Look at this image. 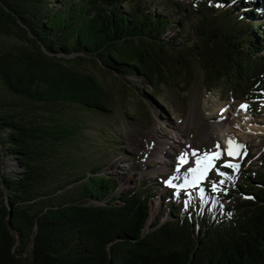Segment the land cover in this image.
Listing matches in <instances>:
<instances>
[{"label": "trees", "instance_id": "16d2710c", "mask_svg": "<svg viewBox=\"0 0 264 264\" xmlns=\"http://www.w3.org/2000/svg\"><path fill=\"white\" fill-rule=\"evenodd\" d=\"M194 62L210 88L264 99V0H0V264H264V164L221 162L198 200L79 169L66 110L110 112L85 65L147 81L154 103Z\"/></svg>", "mask_w": 264, "mask_h": 264}, {"label": "rangeland", "instance_id": "374dc122", "mask_svg": "<svg viewBox=\"0 0 264 264\" xmlns=\"http://www.w3.org/2000/svg\"><path fill=\"white\" fill-rule=\"evenodd\" d=\"M194 20L191 18L188 23L187 32L193 27ZM178 32L171 29L168 35L179 39L181 35ZM179 41V45L187 43L186 40ZM192 65L190 72L186 71L171 85H160V100L156 99L154 103L142 95V90L149 87L147 81L142 84L140 78H118L98 66L85 65V69L95 73L107 92L110 112L101 116L72 108L66 110V116L75 117L81 124L80 135L73 144V151L80 162L79 169L90 171L92 165L103 166L100 174L105 173L117 181L115 194L140 183L150 188L160 180L166 188L157 187L155 190L161 195L172 188L166 185L168 179L179 176V179L173 180L179 185L186 177L190 183L180 190L188 191L198 200L197 189L209 182L212 172L221 162H238L247 156L245 168L262 167L264 131H257L264 130V99L260 95L234 97L225 83L210 88L204 81L203 68L196 62ZM242 103L249 105L247 111L240 109ZM143 104L146 106L143 107ZM226 119L233 125L241 126L242 132H245L244 136L238 132L231 134V139L245 146L238 149L240 155L228 156L227 144H223L213 132L214 125ZM253 125L258 128H247ZM217 144L220 149L216 148ZM193 150H196L197 156H192ZM206 151H219L220 158H213L215 166L204 179L195 180L197 174L187 173V168L196 167V159ZM184 152L189 154L188 163L177 173L178 157ZM4 170L13 171L12 163L6 161ZM160 199L156 197L152 201L151 222L162 213Z\"/></svg>", "mask_w": 264, "mask_h": 264}, {"label": "snow or ice", "instance_id": "6c2138e0", "mask_svg": "<svg viewBox=\"0 0 264 264\" xmlns=\"http://www.w3.org/2000/svg\"><path fill=\"white\" fill-rule=\"evenodd\" d=\"M233 2H235V0H233ZM264 106V105H262ZM249 105L247 104H241L240 105V109L242 110H245L247 111ZM216 148L217 149H220V145L217 144L216 145ZM241 148H245L244 145L242 144H237L234 139H229L227 141V149H226V152H227V155L228 156H234V155H240L241 153L238 151V149H241ZM192 156H197V152L196 150H193L192 151ZM246 155V151L244 153ZM188 153L187 152H184V153H181V155L178 157V164L179 166L175 168V172L179 173L180 172V168L185 165L186 163H188V160H187V157H188ZM220 155L221 153L219 151H213V152H204L203 156H199L197 159H196V167H189L187 168V173H192V174H197L196 177H195V180H202L206 177L207 175V172L212 168L214 167V163L212 162L213 161V158H216V159H219L220 158ZM204 161H207V163H202ZM224 167H230V168H238L239 165H235V164H231L230 162H225V164L223 165ZM221 176L224 175L223 172H220L219 173ZM180 177L179 176H176V177H173L171 179H168L166 181V185L169 186V187H172L174 189H176V193L175 195L179 196V190L180 189H184L185 187H187L190 183V181L185 177V180L183 183L177 185L173 182L174 179H179ZM193 183L195 181H192ZM220 184H223L224 181L221 180L219 182ZM213 190H216L217 188V185L214 183L213 186H212ZM201 193L204 191L203 189H200ZM250 199V197H249ZM190 203V201H185V206L187 207L188 204Z\"/></svg>", "mask_w": 264, "mask_h": 264}, {"label": "bare ground", "instance_id": "6f19581e", "mask_svg": "<svg viewBox=\"0 0 264 264\" xmlns=\"http://www.w3.org/2000/svg\"><path fill=\"white\" fill-rule=\"evenodd\" d=\"M247 128L250 130H254L258 127L253 125V126H247ZM213 129H214L213 131L214 134L216 135L217 138H219L222 141L223 144H227V141L231 139L232 133L238 132L242 136L245 135L243 134L245 132H242L243 129L241 128V126H239L238 124L233 125L231 122H229L228 119L216 123ZM263 131L264 130L259 129L257 132L260 133Z\"/></svg>", "mask_w": 264, "mask_h": 264}]
</instances>
